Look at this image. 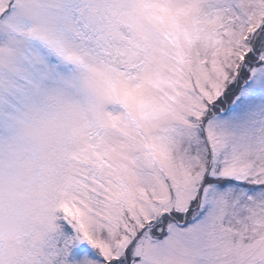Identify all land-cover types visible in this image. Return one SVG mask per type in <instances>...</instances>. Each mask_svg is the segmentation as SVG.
Here are the masks:
<instances>
[{"label":"snow or ice","instance_id":"snow-or-ice-1","mask_svg":"<svg viewBox=\"0 0 264 264\" xmlns=\"http://www.w3.org/2000/svg\"><path fill=\"white\" fill-rule=\"evenodd\" d=\"M0 264H264V0H0Z\"/></svg>","mask_w":264,"mask_h":264}]
</instances>
